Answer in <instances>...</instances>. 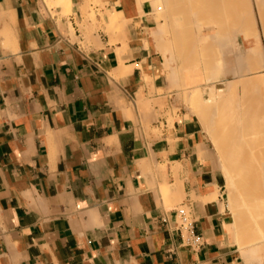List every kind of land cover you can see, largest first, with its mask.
<instances>
[{
    "label": "crops",
    "instance_id": "0c3cea01",
    "mask_svg": "<svg viewBox=\"0 0 264 264\" xmlns=\"http://www.w3.org/2000/svg\"><path fill=\"white\" fill-rule=\"evenodd\" d=\"M171 1L0 0V264H253L207 122L235 78Z\"/></svg>",
    "mask_w": 264,
    "mask_h": 264
},
{
    "label": "bare ground",
    "instance_id": "6f19581e",
    "mask_svg": "<svg viewBox=\"0 0 264 264\" xmlns=\"http://www.w3.org/2000/svg\"><path fill=\"white\" fill-rule=\"evenodd\" d=\"M193 1L190 4L194 3L195 8L193 6L192 8L199 10L198 13L202 12L209 25L219 28L217 32H220L221 38L218 35V39L215 40L221 42L219 45L221 73L250 75L254 71L259 72L240 82L245 91L250 93V98L246 97L243 105H238L234 111L233 117L237 122L229 126L225 124L219 126L223 128L220 134L228 137L227 141L220 143V147L223 166L227 169L228 185L231 186L234 194L232 201L238 215L234 218L243 221L247 217L245 212L240 210L242 212L240 213L237 209L240 197L248 204L247 206H250L255 205L259 197L264 194V107L263 101L257 97L260 86H264V0ZM239 31L244 33L237 34ZM249 87L251 91H248ZM237 88L234 84H230L227 85L226 90L233 92ZM210 93V97L213 98L214 90ZM226 109L224 105L222 113ZM230 126L231 130L228 129ZM258 247L259 245L252 246L248 256H258Z\"/></svg>",
    "mask_w": 264,
    "mask_h": 264
},
{
    "label": "rangeland",
    "instance_id": "374dc122",
    "mask_svg": "<svg viewBox=\"0 0 264 264\" xmlns=\"http://www.w3.org/2000/svg\"><path fill=\"white\" fill-rule=\"evenodd\" d=\"M215 1H218V0H215ZM163 8L164 7L161 5L160 10ZM190 18L193 21L195 20L200 25H203V26L208 25L212 27L211 25L206 23L204 15L203 16L202 15L191 16ZM229 30H230V27H229ZM238 33L243 34L244 31H239L237 32V34ZM219 50H220V47L217 49V58L221 64V61H220L221 53ZM230 65L232 66L231 60H230ZM257 73L259 72L254 71L250 75H232L234 76L235 79L229 82L228 84H221L219 86V90L214 93L213 98L208 97V100L206 103L207 107L211 109V113L213 111V114H210L208 117V121H207L208 125L211 124L212 126L210 127V129L208 128V131L212 133V141H213L212 146L217 156V166L221 170L225 189H226V195L228 197L229 204L232 209L234 217H238V215L236 214V210L234 209L233 201H232L234 194H232L233 190L231 189V186L228 185L229 181H228V175L226 173L227 169H225L223 166V159H222L223 154L221 153V147H220V143H222L223 141H227L228 137L220 134L223 131V128L219 126L220 124H225L229 126L237 122L235 117H233L234 111L237 109L238 105L239 106L243 105V102L246 99V97L250 98V93L245 91V89L242 87V84H240V82L244 81L246 78H250L253 74H257ZM230 84H234V86L238 87L236 91L231 92V91L226 90L227 85H230ZM260 87L261 89L257 97L263 101L262 106L264 107V86L261 85ZM250 88L251 87H249L248 91H251ZM221 100H223L224 102H221ZM224 105L225 107H227V109L225 112L222 113V108ZM228 129L231 130L232 129L231 126L228 127ZM242 199L243 198L240 197L239 202H238L239 205L237 204L238 205L237 209L240 213L245 212L247 219H243V221H241L242 219L240 220L239 218L238 219L234 218L235 232L239 238V241H238L239 246L241 250L243 251V255L253 264H264V194L259 197V199L255 202V205L247 206L248 204ZM240 210H242V212ZM243 216L245 215L243 214ZM253 245H259L258 247L259 254L256 257L255 256L250 257L248 256L249 254L247 253L248 250Z\"/></svg>",
    "mask_w": 264,
    "mask_h": 264
},
{
    "label": "built area",
    "instance_id": "2783aa9c",
    "mask_svg": "<svg viewBox=\"0 0 264 264\" xmlns=\"http://www.w3.org/2000/svg\"><path fill=\"white\" fill-rule=\"evenodd\" d=\"M180 216V227L186 234V239L188 242H195V237L193 235V223L190 221L187 215V211L184 208L178 210Z\"/></svg>",
    "mask_w": 264,
    "mask_h": 264
}]
</instances>
